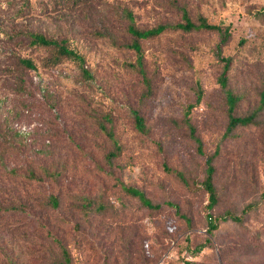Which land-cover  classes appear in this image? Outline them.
<instances>
[{
  "label": "rangeland",
  "instance_id": "1",
  "mask_svg": "<svg viewBox=\"0 0 264 264\" xmlns=\"http://www.w3.org/2000/svg\"><path fill=\"white\" fill-rule=\"evenodd\" d=\"M182 7L193 22L202 16L229 28L222 54L234 59L226 90L212 32L140 41L149 93L131 67L128 14L146 30L182 23ZM30 34L79 53L91 79L68 59L48 64L52 52L32 46ZM262 89L264 0H0V264H59L54 240L71 264H264V113L257 127L224 137L225 92L240 97L235 114L244 116L258 107ZM188 125L205 153L217 151L213 215H241L260 201L242 226L226 222L207 233L205 157ZM116 146L118 156L108 161ZM118 182L160 209L144 208ZM81 197L107 210L86 224Z\"/></svg>",
  "mask_w": 264,
  "mask_h": 264
},
{
  "label": "trees",
  "instance_id": "2",
  "mask_svg": "<svg viewBox=\"0 0 264 264\" xmlns=\"http://www.w3.org/2000/svg\"><path fill=\"white\" fill-rule=\"evenodd\" d=\"M181 13L182 23L176 25H158L151 29H139L133 23L132 17L128 14V20L130 24L127 27V32L134 38V41L127 45V47L134 51L136 56V62L132 68H134L142 77L143 83L146 88V93L151 91V80L147 77V73L144 68V56L143 51L140 45V41L143 40H151L163 33L166 32H183L190 33L193 31H207L217 34V43L215 44V55L217 60L221 63V72L218 77V84L222 90H226L227 84L229 81L228 73L230 71V67L232 65L233 56L224 57L222 54L223 49L227 46L230 41L231 33L228 27H224L222 25L210 24L208 21L199 16L196 22H193L188 14V11L185 7L179 8ZM30 44L34 47H41L49 49L52 54L47 59L48 64H58L63 59H68L73 63L77 64L80 67L81 75L84 79L90 80V73L84 68L85 60L84 58L77 53L76 51L68 48L64 43L58 42L56 40L46 38L41 34H30ZM20 66L27 70H34L35 65L29 59H20ZM225 104H226V115H227V125L224 133V137H228L233 131L237 128H249V127H257L259 125V118L262 113H264V89L259 94V105L258 107L244 116H237L235 114V109L240 102V97L234 95L233 93L226 91L225 92ZM203 97V90L199 82H197V94L195 103L199 104ZM191 108L188 107L187 110ZM133 119L135 122V127L139 132L144 131V119L139 115L138 111H132ZM188 129L190 134L193 136L194 128L191 125H188ZM193 140L196 143L197 153L203 157H205V171H204V179L200 183L201 189L207 195V213H206V226L207 233L211 234L216 231L220 224L226 222H232L238 226H242L244 224L245 217L253 214L259 209V202H251L247 204L241 215L236 214L232 211H225L219 215H213L212 211L218 204V192L214 183V160L217 157V151L212 154H207L204 152L201 141L193 136ZM120 152L118 146H116L115 151L109 152L106 157L108 161H111L113 158H116ZM175 177L181 182V184L186 188L191 190L192 184L183 176L181 172H173ZM121 190L127 194L128 196L136 199L141 206L150 210L156 211L160 209V205L153 204L146 195L131 186H127L122 182H118ZM262 200H264V194L261 196ZM51 202L54 206H57V201L55 198L51 199ZM166 206L173 207L174 205L170 202L165 203ZM107 210V207L103 203L95 204L91 200L86 197L80 198L79 204V213L81 215V219L84 223L88 224L89 220L94 214H101ZM57 246L60 249V259L59 264H71V257L69 252L66 250L64 245L58 240H54ZM187 264V263H186Z\"/></svg>",
  "mask_w": 264,
  "mask_h": 264
},
{
  "label": "built area",
  "instance_id": "3",
  "mask_svg": "<svg viewBox=\"0 0 264 264\" xmlns=\"http://www.w3.org/2000/svg\"><path fill=\"white\" fill-rule=\"evenodd\" d=\"M20 129H21V128H20ZM21 131H24V128H22Z\"/></svg>",
  "mask_w": 264,
  "mask_h": 264
}]
</instances>
